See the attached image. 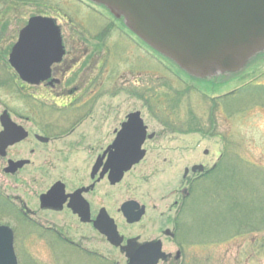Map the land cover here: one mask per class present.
Segmentation results:
<instances>
[{
	"label": "rangeland",
	"instance_id": "374dc122",
	"mask_svg": "<svg viewBox=\"0 0 264 264\" xmlns=\"http://www.w3.org/2000/svg\"><path fill=\"white\" fill-rule=\"evenodd\" d=\"M40 2L46 10L33 3L0 0V113L6 109L13 120L29 131L27 139L8 148V157L30 160L29 165L13 175L3 172L6 163L0 160V194L15 209L20 206L13 196H18L30 209L36 210L38 193L50 182L42 181L38 174L47 147H74L79 131L112 130L129 112L138 110L149 131H155L157 135L145 142L147 152L144 159L126 174L119 185L110 189V199L105 202L101 199L117 218L119 228L123 227L122 216L116 208L122 201L133 198L146 204L147 216L140 225L156 222L158 225V221L164 218L160 217V212H166L170 207L177 210L174 201L178 195H174V190L185 186L182 184L184 167L200 162L208 172L223 155L226 159L218 170L210 176L207 174L200 183L190 184L189 198L182 204L179 202L178 232L184 244L179 246L183 252L182 262L264 264V107L253 106L241 112L238 108L246 103L245 98L230 100L227 108L218 103L214 111V129L210 130L208 124L212 98L234 92L250 81L264 83V53L251 61L252 65L245 72L196 79L141 41L137 46L134 37L129 32H121L118 29L121 23L113 20L118 24L115 26L113 18L103 9L92 8L83 0ZM39 11L57 17L67 32H70L68 22L71 21L80 31L76 32L77 36H88L83 39L87 46L85 50L111 51V55L104 54L105 64L97 72L105 84L97 91L99 95L103 94L93 112L99 116L97 121L86 120L75 129L76 133L65 134L47 145L35 143L32 133L39 125L55 121L62 113L42 112L40 105L29 95L33 92L22 90L21 82L12 74L7 62L19 29ZM89 58L86 56L79 65L87 66ZM256 61L258 63L253 66ZM168 93L171 97L161 96ZM157 94L160 95L158 99L155 98ZM104 116L106 123L98 122ZM26 118L33 120L37 128L26 122ZM168 121L172 125L167 124ZM196 124L201 131H192ZM61 130L58 132L64 134V128ZM94 140L101 138L94 137ZM30 148L35 152H30ZM80 170L82 173L84 167ZM51 176L53 179L54 171ZM102 187L99 186L97 193L109 190ZM17 213L18 216L8 206L0 208V224L15 230L14 248L19 264L125 263L124 254L113 246H103L102 238L88 226L75 227L67 220L54 218L73 226V229L68 226L70 230L61 236L32 227L33 223L21 211ZM35 219L39 223L45 220L41 215ZM162 248L166 253L174 254L176 250L175 246Z\"/></svg>",
	"mask_w": 264,
	"mask_h": 264
},
{
	"label": "water",
	"instance_id": "95a60500",
	"mask_svg": "<svg viewBox=\"0 0 264 264\" xmlns=\"http://www.w3.org/2000/svg\"><path fill=\"white\" fill-rule=\"evenodd\" d=\"M122 19L124 25L144 43L168 58L189 75L209 79L218 75L239 73L257 55L264 53V0H91ZM58 26L50 17L32 16L19 31L9 54V64L26 82L37 83L49 73L48 68L63 55ZM0 156L5 149L27 136V132L9 118L6 110L0 114ZM139 111L128 113L110 147L112 183H116L132 165L145 155L142 145L153 133H146ZM39 138V136H37ZM27 160H8L6 173H14ZM193 172L203 171L193 165ZM187 171V169H186ZM40 195L41 207L53 204L52 191ZM127 201L121 206L123 216L136 221L142 209ZM87 221V209L78 212ZM109 228H97L114 245L120 243L116 226L107 218ZM13 231L0 225V264H17L13 247ZM127 258L126 264H157L168 254L162 246H119Z\"/></svg>",
	"mask_w": 264,
	"mask_h": 264
},
{
	"label": "flooded vegetation",
	"instance_id": "af4514ba",
	"mask_svg": "<svg viewBox=\"0 0 264 264\" xmlns=\"http://www.w3.org/2000/svg\"><path fill=\"white\" fill-rule=\"evenodd\" d=\"M83 1L89 6H92V8L95 6L86 0ZM95 7L105 10L100 6ZM38 14L46 16L52 15L40 12ZM52 17H54L55 23L58 25L61 33V43L64 50L61 59L58 62H53L48 68L49 73L46 75V77L37 83L22 82L19 79V82H21L20 87L22 90L24 89V92H33V94L29 95L35 99L36 103L40 105L42 112L53 111L62 113V115H59L58 119L48 123L46 122L43 125H39L40 128L38 127V129L32 133L35 143H40L43 145L56 142L58 139L63 138L65 134L71 135L76 133L75 129L79 128L86 120H93V122L97 121V117L99 116H95L93 112L96 103L100 100L99 98L103 96V94L99 95L97 91L105 87L104 81H102V79L100 80V76L97 72L101 69L102 65L105 64L104 54L107 53L108 55H111V51H97V53L90 52L87 49L85 50L87 46L85 45V41H83V39H87L88 36H77L76 32L80 31L75 27L74 24H72L71 21L68 22L69 26L71 27L70 32H67L65 26L60 23L59 19L55 16ZM111 20L113 21V19ZM112 23H114L115 26L118 25L115 23V21ZM105 29L108 30L106 26ZM118 29L121 32H128L121 24L118 26ZM125 35H127V33ZM133 37L134 41L137 43L136 45L139 46L140 40L135 36ZM86 56H90V58L87 59L88 65H79L82 64V59L86 58ZM10 69L13 71L12 74L16 76L15 71L11 67ZM105 79L106 76L103 78V80ZM13 80L15 82L16 79ZM105 91L106 90L104 89V94H106ZM70 112H73V114L67 115ZM126 119L127 115L122 121L119 122L118 126L114 127L112 130H98L97 132H93V130L79 131V136L77 140L74 141V147H47L46 149L48 152L43 156L42 162L39 164L38 174L42 181L50 182L42 189V191L38 193L36 204L37 209H30L27 204L18 196H13V199L20 206L18 211H21L22 214L27 217V220H29L30 223H33L34 226L32 227L34 228H42L46 232H51L61 236L70 230L68 226L73 229V226L68 223H60L55 221L54 218H56L60 221L61 219L67 220L71 224L76 225L75 227L78 225L88 226L92 231L97 232L102 238V241L105 243L104 245L102 244L103 246H175L176 250L174 254L168 253L169 256L165 260H159L157 264H183V252L179 246H184V244L182 242L183 239L180 237V233L178 232L180 226V214L178 213V208L183 201L185 202L189 198L190 184L196 182L200 183L202 178L204 179V176L207 173V168L200 162L193 163L190 165V167H184L182 174V184L185 186L187 184V187L184 186L181 189L176 188L174 190V195H178L177 200L174 201V205L177 206V210L173 211L174 207H170L166 212H160V217L162 215L164 218H161V220L158 221V225H156L157 222L156 224L151 223L150 225H140V223H142L147 216L148 211L146 204L141 203L133 198L122 201L119 207L116 208V211L122 216L123 227L122 229L121 227L119 228L120 223L118 220H115L117 218L112 216L111 212L109 211L108 204L102 203L101 199H104L103 202H105L106 199L109 200L110 189L119 185L124 180L126 174L134 170V168L141 162L140 161L139 163L133 165L127 172L123 173V176L119 181L114 184L112 183V177L110 174V161L112 157L110 156V153L115 151L116 148H112L110 145L116 137L121 124ZM106 121V116H104L102 120H98V122H102L104 124ZM26 122L34 125L35 128L38 126L33 122V120L29 118H26ZM166 123L172 125V122L170 123L168 121ZM70 124L73 125L68 126ZM104 124L102 127H105ZM145 125L147 126V133H153V136L150 139L152 140L156 137L157 132L149 131L148 125L146 123ZM62 128H64V134L58 132ZM67 128L70 129L67 130ZM186 132L190 131L186 130ZM93 134L95 135L94 137L104 140H94ZM37 135L41 136L42 138H38ZM28 136L29 131L27 130V137L25 139H27ZM107 139L109 140L107 141ZM8 148L9 147L6 149V155L4 157H0V160L5 161L7 164L9 159H22L19 157H8ZM30 152L34 153L35 149L30 148ZM29 164L30 160L18 171L22 170ZM195 164L203 165L204 171H191V166ZM81 167H84L82 173L79 172L81 171ZM53 171L54 178L52 179L51 174H53ZM56 183H58L59 186H57V188L52 191V199L53 204L59 207L47 206L42 208L39 201V196L51 191ZM99 186L106 187L107 190H109H104L103 193H97ZM127 201H134L136 203L131 205H137L133 210L134 212H138L140 209H142V214L138 220L129 222L122 215L121 206ZM85 209H87L88 219L87 221H82L78 212L85 211ZM39 215H41V217L44 216L45 220L43 223H39L35 219V217ZM107 218L112 219L116 226L119 236L118 238L120 239V243L118 245L111 244L107 237L101 233V231L96 226V224H99L103 228H109V222L107 221ZM117 249L120 253H122L119 247H117ZM126 262L127 259L125 258L124 264H126Z\"/></svg>",
	"mask_w": 264,
	"mask_h": 264
},
{
	"label": "trees",
	"instance_id": "16d2710c",
	"mask_svg": "<svg viewBox=\"0 0 264 264\" xmlns=\"http://www.w3.org/2000/svg\"><path fill=\"white\" fill-rule=\"evenodd\" d=\"M1 1H4V2H7V0H1ZM11 2H14V3H21V4H24V3H33V4H35L36 6H38L39 8H41V9H45V5L43 6L41 3L42 2H40L41 0H10ZM33 1V2H32ZM13 5V4H12ZM46 10V9H45ZM39 12H41V11H39ZM264 57V56H263ZM263 57L262 58H260V59H263ZM259 60V59H258ZM257 60V61H258ZM254 62V64H253V66L255 65V64H257L259 61H261V60H259L258 62ZM251 63V62H250ZM249 63V65L247 66V67H249L250 65H252V64H250ZM263 63V62H262ZM259 64H261V63H259ZM246 67V68H247ZM245 68V69H246ZM245 69H244V72H245ZM248 69V68H247ZM246 69V70H247ZM243 71V70H242ZM241 71V72H242ZM240 76H241V73L239 74ZM239 75H237V77H240ZM1 82V81H0ZM1 84H2V82H1ZM5 85V84H4ZM158 95L159 94H157L156 96H155V98L156 99H158ZM161 96H166V97H171V94L170 93H168V94H163V95H161ZM159 97H160V95H159ZM176 98L177 97H175L174 98V100H173V102H174V104H175V102H176ZM240 99V101H242L241 99L242 98H245L246 100H244V101H246V103L244 102L243 103V105L242 106H240L239 108H238V110L239 109H241L240 111L241 112H244V110L245 109H247V108H251V107H253V106H260V107H264V83H257V82H255V81H250V82H248V83H245L241 88H239V89H237V90H235L234 92L232 91V92H230V93H228V94H226V95H222V96H219V97H216V98H212V104H211V110H210V114H209V121H208V124H209V128H210V130H212V129H214V125H215V119H214V111H215V109L217 108V106L219 105L218 103H221L220 105H223V106H225L226 108H227V104L229 103V101L230 100H232V99ZM173 99V98H172ZM222 99V100H221ZM216 100L218 101L217 103H216ZM220 101V102H219ZM223 103V104H222ZM226 105H225V104ZM243 107V108H242ZM237 110V111H238ZM192 129V131L193 130H195V131H201L202 129L200 128V126L198 125V124H196V126H194L193 128H191ZM223 156V155H222ZM220 157V159H219V161L217 162V164H216V166L213 168V169H211L210 171H208L206 174H205V176L208 174V176H210L213 172H215V171H217L218 170V168L223 164V162H224V159H226V157ZM205 176H204V178H205ZM11 207L12 209H13V211H14V214L16 215V216H18V211L15 209V207L9 202V200L8 199H6V198H4L1 194H0V208L1 207ZM19 218V217H18ZM250 229H252V226H251V228ZM249 229V230H250Z\"/></svg>",
	"mask_w": 264,
	"mask_h": 264
}]
</instances>
